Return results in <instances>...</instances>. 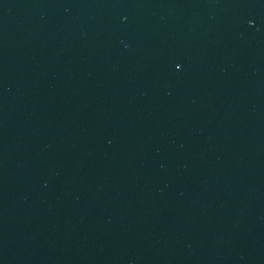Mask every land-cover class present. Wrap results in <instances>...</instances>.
Masks as SVG:
<instances>
[{"label":"water","instance_id":"obj_1","mask_svg":"<svg viewBox=\"0 0 264 264\" xmlns=\"http://www.w3.org/2000/svg\"><path fill=\"white\" fill-rule=\"evenodd\" d=\"M0 264H264V0H0Z\"/></svg>","mask_w":264,"mask_h":264}]
</instances>
